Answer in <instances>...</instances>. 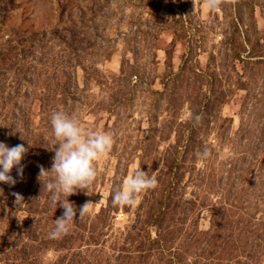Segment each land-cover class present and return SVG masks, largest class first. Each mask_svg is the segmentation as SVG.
<instances>
[{"label":"rangeland","instance_id":"rangeland-1","mask_svg":"<svg viewBox=\"0 0 264 264\" xmlns=\"http://www.w3.org/2000/svg\"><path fill=\"white\" fill-rule=\"evenodd\" d=\"M54 111L114 140L58 239ZM0 142L28 149L0 264H264V0H0ZM137 169L157 187L113 206Z\"/></svg>","mask_w":264,"mask_h":264},{"label":"clouds","instance_id":"clouds-1","mask_svg":"<svg viewBox=\"0 0 264 264\" xmlns=\"http://www.w3.org/2000/svg\"><path fill=\"white\" fill-rule=\"evenodd\" d=\"M210 8L217 9L224 0H205ZM53 139L56 141L52 149L55 155L51 169L40 168L39 181L43 191L47 190L50 206L63 208V215L56 218L49 238L58 239L70 231V225L77 216V209L68 197L79 191L90 195V189L98 175V162L107 156L113 148L114 140L111 133L102 131L88 132L82 130L75 115L64 111H54L51 115ZM28 152L23 144L9 147L0 142V183L15 185L16 180L11 175L16 168L17 174L23 176L22 161ZM204 155H207L205 151ZM158 185L155 176L137 169L123 179L112 193L113 206H135L139 196L154 190ZM17 203L23 201L18 194ZM92 202H86L79 208V219L89 212Z\"/></svg>","mask_w":264,"mask_h":264}]
</instances>
